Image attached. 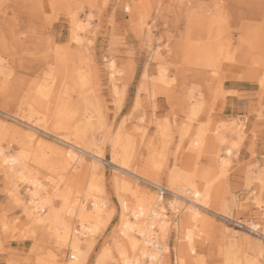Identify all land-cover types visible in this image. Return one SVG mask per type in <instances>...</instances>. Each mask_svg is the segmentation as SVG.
<instances>
[{"label": "rangeland", "instance_id": "obj_1", "mask_svg": "<svg viewBox=\"0 0 264 264\" xmlns=\"http://www.w3.org/2000/svg\"><path fill=\"white\" fill-rule=\"evenodd\" d=\"M221 42L229 59L203 63L202 51ZM0 125L8 156L49 144L82 158L68 173L23 162L55 209L91 215L104 205L102 224L79 234L86 264L129 256L121 206L132 208L136 191L158 198L172 224L166 248L156 245L162 264H224L228 255L264 264V0H0ZM74 128L84 131L79 141ZM199 135L204 148L193 149ZM176 172L213 194L190 247L177 229L185 210L176 221L169 206ZM9 175L0 167V264L66 263L62 229L47 208L42 222L29 219L30 182Z\"/></svg>", "mask_w": 264, "mask_h": 264}, {"label": "bare ground", "instance_id": "obj_2", "mask_svg": "<svg viewBox=\"0 0 264 264\" xmlns=\"http://www.w3.org/2000/svg\"><path fill=\"white\" fill-rule=\"evenodd\" d=\"M75 36H76V34H75ZM73 40H74V42H78L79 38L75 37ZM229 46H230V44H226L224 47L223 43L221 45L217 44V46L211 44L210 47H208L207 49L202 51L201 61L204 60L203 63L206 62L209 65H219L222 61L229 59V55H228ZM59 56H61V55H59ZM60 59L62 60V58H60ZM231 60H233V59H230V61ZM233 62H232V64H233ZM110 64H112V63H110ZM164 84H166V83H164ZM66 96H68V95H66ZM219 98H222V96ZM196 111L198 112L199 110L196 109ZM85 122H87V121H85ZM61 124H63V123L61 122L60 125ZM71 125H72V123H71ZM76 125H80V124L78 123ZM64 129H65V131L69 130L68 128H64ZM64 129H63V131H64ZM82 131L83 130H80V128H74L71 131H69V135L75 141H79L84 136V134H83L84 131L83 132ZM27 137H29V136H26L24 138V140H23L24 142H27ZM55 138L57 140H60L57 137H54V139ZM57 140H55V141H57ZM217 140H219L218 142L221 145L226 143L224 137H221L220 139L218 138ZM67 141H68V138H67ZM24 142H23V144H24ZM33 142L36 143L35 141H33ZM37 142H38V140H37ZM62 142H64L65 144L67 143L66 140H64ZM29 144H28V147L31 146V145L29 146ZM67 144L69 145V147L72 150H75V151L81 153L82 155H85V154L87 155V153H88L84 150L83 151L80 150L79 147H77V144L70 145L69 142ZM24 145L27 146V144H24ZM48 145H47V147H43V148L37 147V149H35L33 151L31 150L32 148H28L31 151V153L25 152L24 148L21 146L23 148V151H20L18 154L14 155V156H8V155L4 154L3 150L0 148V167L3 170L9 172L11 177L15 176L20 181L27 180L30 182L29 184L31 185V187L28 190V192H29V201H28L29 203L28 204L30 205V207L25 208V209H28V213L26 211H24L27 213V216L29 217V219H31L32 221H36V222H42L43 219H41V213L40 212L44 211V208H47L48 211H47V214L45 215L46 216L45 218L48 219L51 223L57 224V227L59 226L62 229L63 236L60 234H58V236H60V238H62L63 240H68L67 246H68V250L70 251V255L68 257L69 260L64 264H86V251H88L87 250L88 246L85 247V249H83V247L81 246V243H80L81 240H80L79 234H85V233L87 234L90 231H91L90 233H92L95 229H97L102 224L104 205L103 204L99 205L98 203L95 202L93 204V212L92 211L90 212L91 215L89 213L86 215L84 212V208L81 207L80 205L79 206L81 208L74 207L73 206L74 204H73L72 206H66L65 208H63L61 210H59V209L57 210L51 205L49 196L42 197V192L46 189L47 186L44 183L39 182V180L34 175L35 173L32 175L28 171L23 160H25L29 157H32L34 159V161L37 162L39 164V166L43 167L44 169H48L51 167V168H54L57 170L59 169L62 172H66V173H68L69 170H73V168L75 167V163L82 160V158L77 157L75 155V153H73L70 150L66 151L67 149L66 150L65 149L60 150L59 148H52V147L50 148L49 147L50 145L49 146ZM204 145H205V142L203 141V138L199 135V136H197V138L193 142L192 147H193V149L199 150V149L204 148ZM26 146H24V147H26ZM58 147H59V145H58ZM69 147H67V148L69 149ZM220 147L221 146H219V148ZM233 148H237L235 143H233ZM232 150L233 149L230 147L227 148L226 149V155H230L232 153ZM219 153H220V150L219 151L217 150L214 153L215 154V158H214L215 164L217 165V167L221 166L220 168H223L224 166H226L228 164V160L226 159V157H221L219 155ZM90 158L92 160L97 161V162L100 160V158L98 156L93 155V154L90 155ZM51 168H50V170H51ZM220 168H218V169H220ZM119 169L121 170L122 168H119ZM122 170H125V169H122ZM130 174L135 176V174H133V173H130ZM180 177H182V178H180ZM194 177H195V175H194ZM193 179L191 177L186 178V177H183L179 174L177 175V172H176V175L173 176V179H172L173 186H175V187H174L173 191H171V194H172L174 200H172L169 204L170 207H173L171 212H173V214L175 216V218L174 217L173 218L176 221H178V215L183 210H185V213L183 214V216L185 217L184 222L182 223L183 227H180V226L178 227V224H177V227H178L177 229L183 230L182 235H183L184 239H186L185 242L188 245V247H190L192 239L195 235L194 230H197V228L199 227V225L197 223V215L199 214V210L200 209H207L206 207H207V205L209 206V201H211V199L213 198V194L211 191L212 189H210L209 187L203 188V186L198 187L197 185L194 184L195 180L193 181ZM176 182H177V184H175ZM154 186H156V188H159V186H157V185H154ZM133 198L135 200H134L132 208L128 209L125 204H122V206H121L122 207L121 223L123 224V232L125 233V236H127L130 253H129V256H126L125 253H120L119 259L123 264H162V260L160 257L161 256V250H160V252H157L158 249L156 248V245L158 243L164 245L163 242H164L165 237L167 236V232H168V230L172 224L169 226L167 224V222H165V220H168V216L166 213H164V211H161L162 208L158 209L157 207L154 206L156 203V200L158 198H155L153 195L149 196L146 194H140V193H137V191L135 194H133ZM177 200H178V202H176ZM66 201L67 200L65 199L64 202L66 203ZM26 203H27V201H26ZM179 203L185 204L184 206H182L181 211L179 210V207H180L179 205H181ZM67 204H65V205H67ZM64 206H61V208ZM75 206H77V205H75ZM63 210H64V212H63ZM75 218L79 222V230H80L79 233H78V231L75 230L74 226L71 227V225L73 224L72 221ZM248 227L253 229V228H256L257 225L250 224ZM55 229H56V226L53 230L54 232H55ZM177 229H176V231H177ZM197 233L199 234V232H197ZM160 248L162 250H164L166 248V246L165 245L160 246ZM232 261H234V260L232 258H230V255H228V257H225L223 259L224 264H235ZM98 264H104V263H103V261H100V262H98Z\"/></svg>", "mask_w": 264, "mask_h": 264}, {"label": "built area", "instance_id": "obj_3", "mask_svg": "<svg viewBox=\"0 0 264 264\" xmlns=\"http://www.w3.org/2000/svg\"><path fill=\"white\" fill-rule=\"evenodd\" d=\"M162 189H164V188H156L155 187V190L158 191V193L160 194V198H164V196L167 195V192L165 190H162Z\"/></svg>", "mask_w": 264, "mask_h": 264}]
</instances>
